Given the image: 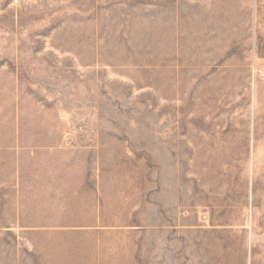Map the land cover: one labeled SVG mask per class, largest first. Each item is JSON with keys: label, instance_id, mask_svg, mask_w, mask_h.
Returning <instances> with one entry per match:
<instances>
[{"label": "rangeland", "instance_id": "rangeland-1", "mask_svg": "<svg viewBox=\"0 0 264 264\" xmlns=\"http://www.w3.org/2000/svg\"><path fill=\"white\" fill-rule=\"evenodd\" d=\"M0 101V264H264V0H0Z\"/></svg>", "mask_w": 264, "mask_h": 264}, {"label": "bare ground", "instance_id": "bare-ground-1", "mask_svg": "<svg viewBox=\"0 0 264 264\" xmlns=\"http://www.w3.org/2000/svg\"><path fill=\"white\" fill-rule=\"evenodd\" d=\"M113 26V25H112ZM151 27V26H150ZM156 27V26H155ZM154 33V32H153ZM157 33V32H156ZM155 34V33H154ZM163 37V36H162ZM141 40H142V38H141ZM155 40H158V38L157 37H155ZM109 45V44H108ZM91 47V46H90ZM119 55V54H118ZM118 57V56H117ZM120 57V56H119ZM118 59V58H117ZM99 60V59H98ZM123 61H125V60H123ZM158 61V60H157ZM128 62V61H127ZM147 62V61H146ZM115 63H116V61H115ZM132 64V63H131ZM157 75V74H156ZM163 78V77H162ZM165 78V77H164ZM156 80V79H155ZM161 81V80H160ZM166 81V80H165ZM164 81V82H165ZM156 82H158V81H156ZM168 82H170L171 83V81L169 80ZM169 83V84H170ZM166 84V83H165ZM168 84V85H169ZM170 86V85H169ZM164 89V88H163ZM170 90V89H169ZM167 92V91H166ZM164 94H166V93H164ZM167 94H169V93H167ZM171 94V93H170ZM1 101H3V100H1ZM0 101V102H1ZM2 103V102H1ZM7 105V104H6ZM4 106V105H3ZM31 110V109H30ZM35 111V110H34ZM30 113H31V111H30ZM25 114V113H24ZM34 114V113H33ZM40 114H42V113H40ZM0 115H1V113H0ZM4 115V114H3ZM2 117V116H1ZM38 117V116H37ZM39 117H41V116H39ZM30 119V118H29ZM28 119V120H29ZM38 120V119H37ZM43 120V119H42ZM47 121V120H46ZM49 121V120H48ZM47 121V122H48ZM1 122V121H0ZM23 122V121H22ZM41 122V121H40ZM30 123V122H29ZM37 123V122H36ZM49 123V122H48ZM7 124V123H6ZM9 124V123H8ZM37 124H39V123H37ZM37 124H36V126L35 127H37ZM41 125H43V123L41 124ZM50 125V124H49ZM40 126V125H39ZM45 126V125H44ZM43 126V127H44ZM31 127V126H30ZM41 128V127H40ZM36 129V128H35ZM30 130V129H29ZM38 130H40V129H38ZM37 130V131H38ZM43 133V132H42ZM60 134V133H59ZM43 136H44V134H43ZM48 136V135H47ZM50 137H51V135H50ZM42 138H44V137H42ZM50 139V138H49ZM60 139V138H59ZM54 141H55V139H53ZM50 141V140H49ZM29 142V141H28ZM31 143V142H30ZM55 143V142H54ZM32 144H34V145H36L37 147H44V146H46V140H45V142L44 141H39V140H35V141H33V143ZM49 145H51V144H49Z\"/></svg>", "mask_w": 264, "mask_h": 264}, {"label": "crops", "instance_id": "crops-1", "mask_svg": "<svg viewBox=\"0 0 264 264\" xmlns=\"http://www.w3.org/2000/svg\"><path fill=\"white\" fill-rule=\"evenodd\" d=\"M5 150H6V149H5ZM10 151H11V150H10ZM3 209H4V207H3V206H2V207H0V215H1V216H3V213H1ZM4 215H5V214H4ZM5 216H6V215H5ZM0 223H3V220H1V221H0Z\"/></svg>", "mask_w": 264, "mask_h": 264}]
</instances>
